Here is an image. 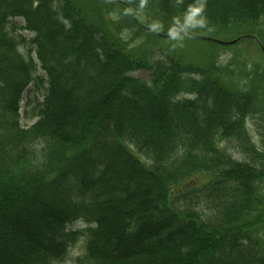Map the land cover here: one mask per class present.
<instances>
[{"label":"trees","instance_id":"1","mask_svg":"<svg viewBox=\"0 0 264 264\" xmlns=\"http://www.w3.org/2000/svg\"><path fill=\"white\" fill-rule=\"evenodd\" d=\"M122 1L145 34L264 28V0ZM103 15L100 0H0V264H62L81 243L73 264H264V151L247 129L264 74L236 91L216 64L135 55Z\"/></svg>","mask_w":264,"mask_h":264},{"label":"rangeland","instance_id":"2","mask_svg":"<svg viewBox=\"0 0 264 264\" xmlns=\"http://www.w3.org/2000/svg\"><path fill=\"white\" fill-rule=\"evenodd\" d=\"M100 5L104 7L103 18L109 26L118 25L116 35L133 54L147 53L148 57L157 60L166 59V54H170L173 58L181 61L184 64H189L197 67H206L211 64H216L217 70H214L217 77L222 78V82L230 86L236 91H247L252 80V77H246V73L255 69L260 75L264 74V28L249 29L242 26L231 27L213 31L204 26H199L195 22L183 21L181 23L165 24L160 23L155 27L149 25L145 19V12L138 11L137 15L141 19L140 22L148 23V29L159 34V37L151 36L140 31L132 22L125 9L113 4L112 0H100ZM91 13V12H90ZM14 22L22 27L25 26L23 18H16ZM207 26V25H205ZM211 27V26H208ZM263 27V26H262ZM28 39L32 38V34L21 32ZM19 34V33H18ZM230 43L238 41L230 46H222L209 40ZM160 51V53L158 52ZM24 52V49H23ZM196 67V68H197ZM132 77L140 79L144 82H149V73L139 71ZM192 79L197 78L195 75ZM256 86L264 88V81L258 78ZM193 98V95H191ZM36 122H27L22 119L21 125L25 128L32 126ZM247 129L252 138L253 144L264 151V114L249 117L247 121ZM221 147L233 158L243 162H249L250 158L239 147V143L234 140L222 141ZM39 152V148H36ZM195 183L187 185L193 187ZM201 205V204H199ZM206 210L213 211L210 203L204 205ZM84 225L78 224L76 229L84 230ZM259 235L264 239V227H260ZM82 243L74 249L67 264H73L74 260L83 254L81 249ZM62 264H65L62 263Z\"/></svg>","mask_w":264,"mask_h":264},{"label":"water","instance_id":"3","mask_svg":"<svg viewBox=\"0 0 264 264\" xmlns=\"http://www.w3.org/2000/svg\"><path fill=\"white\" fill-rule=\"evenodd\" d=\"M114 1H118V0H114ZM147 31H148L149 34H151V35H153V36H156V37H159V36H158L159 34L155 33L154 31H152V30H150V29H148ZM204 40L209 41V40H211V39H204ZM211 41H213V42L216 43V44L222 45V46H230V45L236 44V43L238 42L237 40L234 41V42H230V43H224V42L215 41V40H211ZM263 52H264V49H263Z\"/></svg>","mask_w":264,"mask_h":264}]
</instances>
